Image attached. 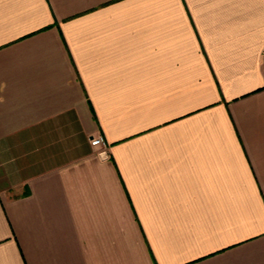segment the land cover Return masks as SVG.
<instances>
[{"label": "crops", "instance_id": "crops-1", "mask_svg": "<svg viewBox=\"0 0 264 264\" xmlns=\"http://www.w3.org/2000/svg\"><path fill=\"white\" fill-rule=\"evenodd\" d=\"M0 264H264V0H0Z\"/></svg>", "mask_w": 264, "mask_h": 264}, {"label": "built area", "instance_id": "built-area-1", "mask_svg": "<svg viewBox=\"0 0 264 264\" xmlns=\"http://www.w3.org/2000/svg\"><path fill=\"white\" fill-rule=\"evenodd\" d=\"M103 135H98L96 137H92L91 142L93 145H97L102 147L103 149L100 151V155L103 157H108V142Z\"/></svg>", "mask_w": 264, "mask_h": 264}]
</instances>
